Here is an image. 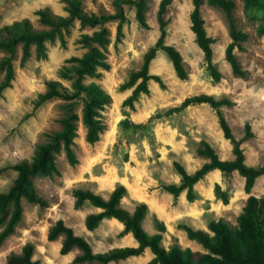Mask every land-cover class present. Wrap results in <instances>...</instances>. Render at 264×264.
<instances>
[{
  "label": "rangeland",
  "instance_id": "1",
  "mask_svg": "<svg viewBox=\"0 0 264 264\" xmlns=\"http://www.w3.org/2000/svg\"><path fill=\"white\" fill-rule=\"evenodd\" d=\"M232 1L233 22L236 28L247 33L246 40L241 42L243 48H233L240 65L246 70L245 76L233 74L224 57V48L230 36L223 9L206 0H201L199 4L206 35L212 39L211 60L220 71V78L214 81L190 28L192 1L170 0L164 13L167 21L165 42L179 50L186 76L179 78L166 54L157 50L149 62L148 71L159 75L162 84L149 79L148 91L139 92L131 104L123 100L139 79L129 86L121 85L131 70L140 67L144 51L158 35L156 9L159 0L147 1L145 27L135 20L133 4L123 3L126 21L122 24L119 39L115 38L117 19L103 22L108 37L104 48L107 67H98V76L83 80L98 82L109 94V100L100 109L104 128L94 142L85 140V126L81 121L82 101L76 99L72 106L77 114L72 148L77 162L69 164L60 149L55 153L57 172L33 175V185L46 203L41 206L37 202L21 200V217L14 231L0 243V264H7L6 255L19 252L27 240L34 244L32 258H38L45 264H68L78 249L73 247L61 254L58 248L62 234L54 239L46 237L48 226L57 218L63 219L75 233L85 237L93 251L133 242L130 231L121 233L123 227L118 226L119 220L115 217H103L93 229H87L84 225L85 214L100 209L87 200L81 206L74 207V188H87L106 198L109 191L121 183L126 189L120 198L121 206L132 210L138 201L147 204L142 219V226L147 232H156V220H159L165 228L161 231V243L165 247L176 243L198 250H203L202 246L187 238L181 224L206 230L207 222L218 217L234 224L248 194L264 196L262 174L254 179L250 190L245 191L243 176L236 170L222 173L217 168L208 170L193 184L195 197L191 201L186 199L185 189L173 195L161 187L164 183L179 182L174 160L179 161L188 172L207 160L196 152L201 140L213 146L219 158L233 157L232 143L223 135L215 110L206 102L188 104L179 111L166 113L169 106L194 93L205 92L215 97L226 95L231 100L229 105H222L221 110L233 136L241 138L244 122L250 124L251 134L242 137L239 143L244 161L251 165L264 164V31L258 32L256 29L264 21V0L251 5H246L245 0ZM80 5L87 13L115 11L112 0H80ZM43 6H48L53 13L66 14L63 0H0V26L26 17L33 27H46L34 13L35 9ZM98 27V24L89 25L74 19L63 34V41L56 37L53 41L45 42L44 57H36L34 45L30 44V55L22 64L19 63L21 49L19 44L16 46L12 57L13 76L0 93V190L8 186L15 174L12 168L2 166L22 157L29 158L35 143L43 141L47 133L60 127L59 119L64 114L66 99L55 96L37 106H34V101L37 94L43 91L44 81L48 78L57 79L68 89L71 88V77L60 75V70L63 65L70 64L66 58L79 55L85 49L78 40L80 34L91 33ZM3 54L5 52L0 50V57ZM3 73L4 70L0 69V80ZM155 113L161 115L152 117ZM123 120L127 122L125 127L122 126ZM107 173L114 174L110 182L102 181ZM134 180L142 191L162 202L166 211L173 215L169 225L165 224L144 195L138 197L132 189L131 193L127 182L133 183ZM137 182L131 185L138 186ZM217 187L226 192V202L216 196ZM151 256V251L145 247L137 255L107 264H142ZM75 264L99 263L84 261Z\"/></svg>",
  "mask_w": 264,
  "mask_h": 264
},
{
  "label": "trees",
  "instance_id": "2",
  "mask_svg": "<svg viewBox=\"0 0 264 264\" xmlns=\"http://www.w3.org/2000/svg\"><path fill=\"white\" fill-rule=\"evenodd\" d=\"M66 14H57L50 11L48 6L39 7L34 10L38 20L46 27L35 28L30 21L24 17L13 20L0 26V50L5 54L0 57V69L4 70L0 80L1 90L9 85L13 76L12 57L16 46L19 44L21 54L19 63L30 55L29 46L34 45V55L44 57L46 54V41H53L56 37L63 41V34L68 29L74 19L80 23L89 25L98 24L99 27L91 33H81L78 40L85 49L79 55H71L66 58L69 65H63L60 75L71 77V88L68 89L59 80L48 78L44 81L45 87L39 92L34 101V106L41 104L44 100L61 96L66 99L64 114L59 119L60 127L46 134L43 141L35 143L32 155L22 157L12 163L3 165L2 168H12L15 172L8 186L0 190V243L14 231L22 213L21 200L37 202L45 205V199L40 196L33 185V175H52L57 172L55 165V153L63 150L64 156L69 164L77 162V158L72 148L73 136L76 134L77 114L72 106L76 99L82 101L81 121L85 126V140L92 143L98 138L99 132L104 128V123L100 118V109L109 100V94L94 80L84 82L85 77L98 76V67H107L104 48L108 40L107 29L103 22L116 18V39H119L122 24L126 21L123 11V3H131L134 6V18L141 26H147L145 10L148 0H112L115 6L114 12L87 13L82 10L80 0H63ZM170 0H159L156 9V21L158 35L154 42L148 46L142 55V62L138 69L131 70L128 78L121 85L126 87L131 85L136 79L138 82L132 88L130 94L124 98L123 102L131 104L136 99L139 92H147V81L156 80L160 84L162 81L157 74L149 73L148 65L157 50H162L170 60L175 74L179 78L186 76V70L182 63L179 50L172 44L165 42L166 18L164 13ZM192 9L189 13L190 28L194 34V40L203 52L207 71L212 80L220 78V71L211 60V38L206 35L203 18L199 13L201 0H191ZM210 4L218 5L223 9L228 20V33L230 41L224 48V57L230 65L233 74L244 77L246 70L242 68L233 50L234 46L242 49V41L246 40L247 33L236 28L231 9L232 0H206ZM246 5L256 4L258 0H245ZM258 32L264 31V21L257 25ZM206 102L215 110L219 126L223 135L232 143L233 157L221 159L215 149L207 141L201 140L196 152L207 158L199 167L192 172H188L177 160L173 161V166L179 174L178 183H164L161 187L172 193L178 194L185 189V197L191 201L195 197L193 184L208 170L219 169L222 173H229L236 170L243 176V186L245 191H249L254 179L262 174L264 183V164L251 165L244 161L242 148L239 146L242 137L251 134L250 124L244 122L242 137L236 139L230 126L221 110L222 105H229L231 100L223 95L215 97L205 92L194 93L183 97L179 103L169 106L166 113L176 112L188 104ZM160 113L152 115L160 116ZM127 125L126 120L122 121V126ZM134 126V124H132ZM125 186L117 183L105 198L100 194L83 188H74L73 205L79 207L87 200L90 204L99 207L98 211L87 212L84 216V225L87 229H93L103 217H115L123 223L121 233L130 231L136 240L135 245L112 246L103 251H93L89 241L82 235L75 233L72 227L66 224L63 219L57 218L48 228L46 237L54 239L62 234L59 253L64 254L73 247L78 249L68 264H75L84 261H96L99 264H107L109 261H117L130 255H137L148 247L152 256L142 264H264V196L248 194L245 198L241 210L236 215V222L230 223L223 217L210 219L207 222V229L193 228L187 224H181L187 238L200 243L203 250L191 249L188 246L181 247L176 243H171L165 247L161 243V231L163 222L156 220L157 231L147 232L142 226V219L147 211V204L143 201L135 203L132 210L120 205V198L125 193ZM216 196L222 202L227 201L226 192L222 189L215 190ZM34 244L32 241H25L19 252H11L6 255L7 264H45L38 258H32Z\"/></svg>",
  "mask_w": 264,
  "mask_h": 264
},
{
  "label": "crops",
  "instance_id": "3",
  "mask_svg": "<svg viewBox=\"0 0 264 264\" xmlns=\"http://www.w3.org/2000/svg\"><path fill=\"white\" fill-rule=\"evenodd\" d=\"M133 171H135V170H133ZM139 172V171H138ZM112 176H114V174L113 173H110V178H112ZM123 179V178H122ZM138 180V179H137ZM123 182V181H122ZM135 182H137L136 180H134V182L132 183V182H127L128 183V185L130 186V191H131V189L132 188H134V190H136L137 191V193H139V194H142V195H144V197H145V199L147 200H151L152 202H153V204L154 205H152V204H150L151 205V207H153L156 211H157V213L163 218V220H164V222H165V224H170V221L173 219V215L171 214V213H169L168 211L166 212V209H165V206L163 205V203L162 202H160V201H157L155 198H153V197H151V196H148L146 193H145V191H142V187L141 186H139V184H138V182H137V184H138V186H135V185H131V184H135ZM127 186V185H126ZM133 186V187H132ZM128 187V186H127ZM138 187V188H137ZM141 187V188H140ZM131 193H132V191H131ZM135 194V193H134ZM139 199H141V200H144V201H146L145 199H143V198H139ZM153 199H154V201H153ZM157 201V202H156ZM156 202V203H155ZM158 203V204H157ZM156 204V205H155ZM161 204V205H160ZM155 206V207H154ZM157 206V207H156ZM96 207V206H95ZM97 208H99V207H97ZM100 209V208H99ZM93 211H97V209L96 210H93ZM167 213V214H166ZM111 218H114V217H111ZM168 218L170 219L169 221H167L168 220ZM116 219V218H115ZM117 220V219H116ZM118 221V220H117ZM117 226V225H116ZM118 226L119 227H123V223L121 222V221H118ZM130 234V233H129ZM132 235V234H131ZM133 242H131L130 244H124V245H135L137 242H136V240H135V238L133 237ZM135 241V242H134ZM200 244V243H199Z\"/></svg>",
  "mask_w": 264,
  "mask_h": 264
},
{
  "label": "bare ground",
  "instance_id": "4",
  "mask_svg": "<svg viewBox=\"0 0 264 264\" xmlns=\"http://www.w3.org/2000/svg\"><path fill=\"white\" fill-rule=\"evenodd\" d=\"M111 131V130H110ZM108 132L109 134H112V132ZM113 136V135H112ZM216 171H218V170H216ZM219 172V171H218ZM102 181H104V182H110V181H112V179L110 178V173H107V175L106 176H104L103 178H102ZM133 187V186H132ZM138 188V187H137ZM141 188V187H140ZM132 190H134V188H132ZM134 193H135V195H137L138 197H142L143 195L142 194H139V193H137V191L136 190H134ZM149 201V200H148ZM153 201H154V199H153ZM150 202V204H152V205H154L153 204V202L150 200L149 201ZM157 202V201H156ZM155 202V203H156ZM158 204V203H157ZM156 205V204H155ZM161 205V204H160ZM155 207V206H154ZM157 207V206H156ZM167 212V211H166ZM167 214V213H166Z\"/></svg>",
  "mask_w": 264,
  "mask_h": 264
}]
</instances>
